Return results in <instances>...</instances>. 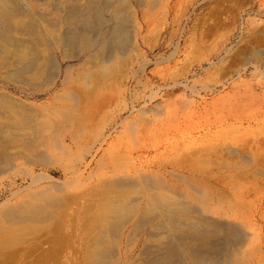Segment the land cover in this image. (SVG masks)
<instances>
[{
  "label": "bare ground",
  "instance_id": "6f19581e",
  "mask_svg": "<svg viewBox=\"0 0 264 264\" xmlns=\"http://www.w3.org/2000/svg\"><path fill=\"white\" fill-rule=\"evenodd\" d=\"M184 1L0 0L4 258L42 232L65 264H264V139L179 117L184 80L147 91Z\"/></svg>",
  "mask_w": 264,
  "mask_h": 264
},
{
  "label": "rangeland",
  "instance_id": "374dc122",
  "mask_svg": "<svg viewBox=\"0 0 264 264\" xmlns=\"http://www.w3.org/2000/svg\"><path fill=\"white\" fill-rule=\"evenodd\" d=\"M177 1L174 0L173 4ZM187 1H184L186 5L184 3L180 10L175 12L177 14L181 11L178 13L179 15L177 14L178 16L174 12L172 13L171 18L173 17L174 20L177 17L178 19L176 18L177 20L173 24L163 30L164 34L160 33L162 50L156 51L151 57L163 55L169 58L170 53L174 52V47L180 42L179 52L160 66L151 64L148 67L150 74L156 73L152 75L160 79L158 83L161 86L151 84L152 86L148 87L147 91L162 87L164 83L162 78L169 83L184 80L190 87H193V90L189 89L188 93L192 94L193 97L190 98L195 101L197 109L181 110L178 112L179 117L189 115L187 120L200 125L242 126L244 130L235 134V137L242 140L255 137L260 140L264 139V131L262 134L253 131L261 130L260 128L264 126V0ZM183 7L188 9H186L187 11L184 9L185 13H183ZM180 15L183 17L182 19ZM175 23L177 24L175 25ZM174 30H176L175 33ZM173 35L175 38L172 39ZM174 74L175 76H173ZM173 77L175 79H172ZM160 91V96L168 104L183 101L181 89L162 87ZM215 135L225 136V134H212L211 137H215ZM93 168L94 166L91 169ZM91 169L86 170V173H90ZM97 171L99 172L96 168L91 180L96 178ZM88 182H85L86 187L92 183V181L89 182L90 184ZM85 190L84 195H86ZM50 192L61 196L60 193L53 190ZM24 193L26 194V192ZM20 195L16 198L17 200L24 196L23 193ZM40 234L42 235V232H37L34 235L31 248L21 251L22 255L17 253L18 257H14L8 252L2 253L11 256L9 258L6 256L7 260L6 257L0 255V264H65L66 249L63 240L58 242L62 244L55 242L60 245L59 247L56 244L53 247L51 245L53 241L47 243L46 239L50 235L54 237V234L47 235L46 233L45 235L43 233L42 238H37ZM35 245L38 247L36 248ZM50 245L55 250L53 257L60 260L58 263L56 259L55 263L52 258L50 259L51 250L46 252L48 255L45 253V250L50 249ZM56 250L64 255L63 258L60 252L58 253L61 256L58 255ZM29 251L33 254L31 252L28 254ZM13 258L16 259L13 260ZM43 258L45 259L43 260Z\"/></svg>",
  "mask_w": 264,
  "mask_h": 264
}]
</instances>
